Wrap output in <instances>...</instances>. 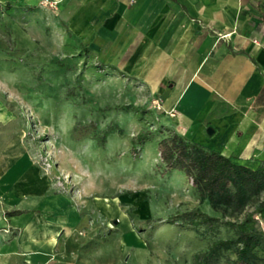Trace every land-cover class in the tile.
<instances>
[{
  "label": "rangeland",
  "instance_id": "1",
  "mask_svg": "<svg viewBox=\"0 0 264 264\" xmlns=\"http://www.w3.org/2000/svg\"><path fill=\"white\" fill-rule=\"evenodd\" d=\"M0 2L11 5L0 9L1 183L11 185L37 167L80 216L74 228L61 231L49 260H27L20 251L5 264H193L196 252L236 236L230 222L252 215L264 233V212H258L264 191L241 207L215 204L162 162L158 142L174 132L227 154L200 110L182 118L179 104L168 108L180 64H147L142 36L111 38L124 50L105 53L100 37L74 33L59 1ZM141 132L151 134L134 155ZM238 157L252 168L264 162L254 154ZM7 188H0V235L9 243L19 235L17 219L27 215L20 213L46 202L26 197L13 204L2 194ZM199 212L220 221L192 225ZM236 258L235 250L221 253L222 263Z\"/></svg>",
  "mask_w": 264,
  "mask_h": 264
},
{
  "label": "crops",
  "instance_id": "2",
  "mask_svg": "<svg viewBox=\"0 0 264 264\" xmlns=\"http://www.w3.org/2000/svg\"><path fill=\"white\" fill-rule=\"evenodd\" d=\"M56 1L70 14L74 33L100 37L105 53L124 50L111 38L146 37L147 64H180L179 86L168 108L179 104L182 118L200 110L215 125L219 145L225 144L227 154L221 152L235 162L244 163L235 157L250 154L264 158V46L254 43L264 41V0ZM217 34L228 39L217 40ZM5 183L2 194L11 203L36 197L46 204L20 213L27 215L17 219L20 231L12 241L0 235V264L20 251L27 260H49L59 248L61 231L74 228L79 214L69 197L52 192L50 179L37 167L21 180ZM0 185L2 189L1 180Z\"/></svg>",
  "mask_w": 264,
  "mask_h": 264
},
{
  "label": "trees",
  "instance_id": "3",
  "mask_svg": "<svg viewBox=\"0 0 264 264\" xmlns=\"http://www.w3.org/2000/svg\"><path fill=\"white\" fill-rule=\"evenodd\" d=\"M3 7L10 8L11 5L4 6L0 2V9ZM81 44L85 45L82 41ZM108 67L117 70L114 65ZM127 108L137 110L134 106ZM90 125L96 127L95 123ZM110 130L102 132V142H105ZM150 134H139V139L133 145L134 155L137 153V144L147 140ZM158 151L167 171L183 172L193 186L215 204L241 207L264 191V162L257 168L237 163L231 156L208 149L178 132L162 138L158 142ZM258 212H264V199ZM189 221L192 225L212 224L220 221V218L199 212ZM230 224L236 226V236L219 239L210 248L196 252L193 264H232L230 260L221 262V253L225 250H235L237 258L233 264H264V233L259 230L256 217L250 215L243 222Z\"/></svg>",
  "mask_w": 264,
  "mask_h": 264
},
{
  "label": "built area",
  "instance_id": "4",
  "mask_svg": "<svg viewBox=\"0 0 264 264\" xmlns=\"http://www.w3.org/2000/svg\"><path fill=\"white\" fill-rule=\"evenodd\" d=\"M45 2H47V3H50L51 5H53V4H55L56 3V1H51V0H45ZM174 115V114H173ZM6 231H8L7 229H5Z\"/></svg>",
  "mask_w": 264,
  "mask_h": 264
},
{
  "label": "water",
  "instance_id": "5",
  "mask_svg": "<svg viewBox=\"0 0 264 264\" xmlns=\"http://www.w3.org/2000/svg\"><path fill=\"white\" fill-rule=\"evenodd\" d=\"M213 129L212 128H209V133H212Z\"/></svg>",
  "mask_w": 264,
  "mask_h": 264
}]
</instances>
